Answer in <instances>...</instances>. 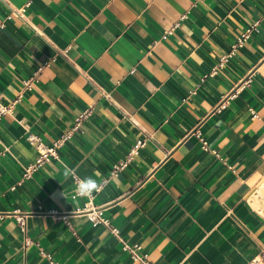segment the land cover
<instances>
[{"label": "crops", "instance_id": "obj_1", "mask_svg": "<svg viewBox=\"0 0 264 264\" xmlns=\"http://www.w3.org/2000/svg\"><path fill=\"white\" fill-rule=\"evenodd\" d=\"M263 15L264 0H0V103L15 101L0 119V264H137L93 209L154 264L264 256V21L219 66ZM87 108L24 176L27 134L52 144ZM87 176L104 186L80 198Z\"/></svg>", "mask_w": 264, "mask_h": 264}, {"label": "built area", "instance_id": "obj_2", "mask_svg": "<svg viewBox=\"0 0 264 264\" xmlns=\"http://www.w3.org/2000/svg\"><path fill=\"white\" fill-rule=\"evenodd\" d=\"M264 21V15L260 18H257L248 28H246L239 36H237L235 42L232 44L231 50L223 54L219 59V66H222L231 56L236 55L239 49L244 45L245 41L251 36L254 30H257L260 24ZM42 67H39L34 74L23 81L25 87L31 88L33 81L37 80L39 73L41 72ZM15 101L8 105H3L0 103V119L1 116L5 113L12 112L14 108ZM92 108H87L78 114L73 121V125L70 130L62 134L60 137L56 138L52 144L45 143L40 136L29 132L27 134V139L36 147L38 151V157L35 163H30L24 172V176H29L34 170H36L42 164L51 161L52 158L58 157V148L61 147L64 142L69 139L72 134L78 130L82 129L84 121L90 116ZM146 143L145 140H138L130 149L128 157L126 160H122L113 166L112 174H117L119 170L124 168L127 165V162L130 161L135 155L138 154L140 148ZM204 148L209 149L208 145L204 143ZM215 154L219 155L217 150H212ZM90 219L94 224L102 223L108 226L111 231L120 239L122 242V248L124 251L128 252L131 258L137 262V264H154L150 261L148 254L143 252L142 246L139 243H129L120 233L118 227H110V221L108 218L103 216L102 210L93 209L90 211ZM16 218L18 223L22 228L26 229V215L22 213H17ZM26 243L29 244V239L26 240ZM56 264V263H54ZM247 264H264V256L257 255Z\"/></svg>", "mask_w": 264, "mask_h": 264}, {"label": "clouds", "instance_id": "obj_3", "mask_svg": "<svg viewBox=\"0 0 264 264\" xmlns=\"http://www.w3.org/2000/svg\"><path fill=\"white\" fill-rule=\"evenodd\" d=\"M65 179L76 176L74 168L66 167L63 173ZM103 181L92 178L91 176L80 179L75 185V193L80 198H90L94 193H99L103 188Z\"/></svg>", "mask_w": 264, "mask_h": 264}]
</instances>
